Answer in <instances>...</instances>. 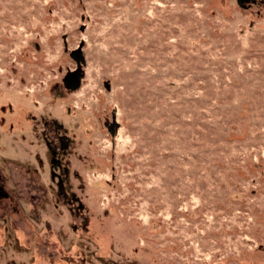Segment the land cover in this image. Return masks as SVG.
I'll list each match as a JSON object with an SVG mask.
<instances>
[{
  "label": "rangeland",
  "instance_id": "obj_1",
  "mask_svg": "<svg viewBox=\"0 0 264 264\" xmlns=\"http://www.w3.org/2000/svg\"><path fill=\"white\" fill-rule=\"evenodd\" d=\"M0 264H264V0H0Z\"/></svg>",
  "mask_w": 264,
  "mask_h": 264
},
{
  "label": "water",
  "instance_id": "obj_2",
  "mask_svg": "<svg viewBox=\"0 0 264 264\" xmlns=\"http://www.w3.org/2000/svg\"><path fill=\"white\" fill-rule=\"evenodd\" d=\"M72 56L77 62H81L82 56L80 54V50H76L72 54ZM79 83H80V77H79L78 72L68 74L66 78V84L68 88L76 89L79 86Z\"/></svg>",
  "mask_w": 264,
  "mask_h": 264
}]
</instances>
